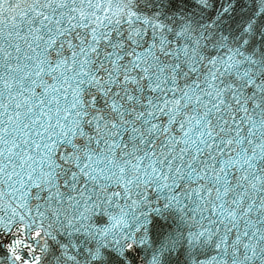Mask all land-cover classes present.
<instances>
[{
  "label": "snow or ice",
  "instance_id": "snow-or-ice-1",
  "mask_svg": "<svg viewBox=\"0 0 264 264\" xmlns=\"http://www.w3.org/2000/svg\"><path fill=\"white\" fill-rule=\"evenodd\" d=\"M0 264H264V0H0Z\"/></svg>",
  "mask_w": 264,
  "mask_h": 264
}]
</instances>
